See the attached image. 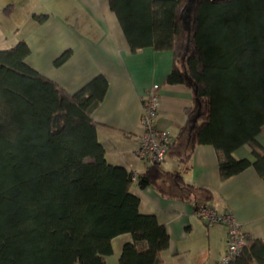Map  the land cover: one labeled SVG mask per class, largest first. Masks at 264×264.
Instances as JSON below:
<instances>
[{
	"label": "trees",
	"instance_id": "16d2710c",
	"mask_svg": "<svg viewBox=\"0 0 264 264\" xmlns=\"http://www.w3.org/2000/svg\"><path fill=\"white\" fill-rule=\"evenodd\" d=\"M109 5L130 50L170 49L165 82L194 91V104L185 109L194 124H184L168 149L186 164L197 144L208 143L222 180L249 165L264 178V148L256 141L264 124V0ZM46 16L35 14L39 21ZM29 52L24 39L0 49V264H106L112 239L124 233L131 238L121 245L119 264H160L169 245L166 227L140 210L133 170L109 163L97 138L92 111L106 93V76L69 94L25 61ZM70 53L61 52L54 64ZM245 143L255 144L253 160L233 153ZM136 183L181 199L189 196L176 185L210 194L155 162L137 172ZM263 263L264 242L249 236L230 262Z\"/></svg>",
	"mask_w": 264,
	"mask_h": 264
},
{
	"label": "crops",
	"instance_id": "0c3cea01",
	"mask_svg": "<svg viewBox=\"0 0 264 264\" xmlns=\"http://www.w3.org/2000/svg\"><path fill=\"white\" fill-rule=\"evenodd\" d=\"M9 3L13 7L6 12L4 7ZM37 13L47 16L39 21ZM20 39L30 48L25 61L69 94L99 73L106 76L108 87L92 111V118L98 124L97 138L111 164L138 173L149 165V161L136 158L135 149L141 133L142 101L153 84L159 85L157 124L170 132L172 141L184 124H194L185 111L194 104V91L182 83L165 82L172 67V51L152 46L131 51L109 0H0V49L11 48ZM66 49L71 50L67 59L54 64ZM256 141L264 148V124ZM254 145L245 143L233 153L253 160ZM161 166L167 171H179L185 182L205 187L210 194L176 185L181 194L189 196L181 199L133 182L131 190L140 198V210L154 214L169 234V245L160 264H215L225 251L226 226L202 222L194 212L195 201H205L219 212L232 211L247 236L264 242V178L253 165L222 180L216 149L202 143L195 146L186 164L172 153V148L168 149ZM162 182L170 183L167 179ZM200 237L205 241L201 242ZM130 238L129 233L114 237L112 253L116 240L120 249Z\"/></svg>",
	"mask_w": 264,
	"mask_h": 264
},
{
	"label": "built area",
	"instance_id": "2783aa9c",
	"mask_svg": "<svg viewBox=\"0 0 264 264\" xmlns=\"http://www.w3.org/2000/svg\"><path fill=\"white\" fill-rule=\"evenodd\" d=\"M158 84H153L146 92L142 101L140 115L141 133L138 136V146L135 156L142 161L161 163L166 157L169 144L172 141L170 132L157 124L159 106ZM132 180L137 181V172L132 171ZM195 214L207 223H222L227 229L226 249L215 264H230L246 244L247 235L232 211L219 212L207 203H199Z\"/></svg>",
	"mask_w": 264,
	"mask_h": 264
},
{
	"label": "rangeland",
	"instance_id": "374dc122",
	"mask_svg": "<svg viewBox=\"0 0 264 264\" xmlns=\"http://www.w3.org/2000/svg\"><path fill=\"white\" fill-rule=\"evenodd\" d=\"M168 159H172V157L171 156H168ZM201 221V220H200ZM202 222H204L203 220H202ZM205 223V222H204ZM201 228V226L199 227V229ZM201 234V233H200ZM202 235V234H201ZM203 238V237H202ZM201 237H200V239H201V242H204L205 240H203ZM118 241L119 240H116L115 242H114V246H115V252H113V253H111V254H109L108 255V260H107V264H119V260H118V258H119V253H120V249H119V247H118ZM107 256V255H106ZM74 264H77L76 262L74 263Z\"/></svg>",
	"mask_w": 264,
	"mask_h": 264
}]
</instances>
